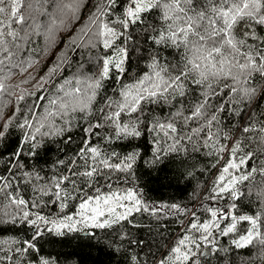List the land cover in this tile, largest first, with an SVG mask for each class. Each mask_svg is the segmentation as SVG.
Wrapping results in <instances>:
<instances>
[{
    "label": "snow or ice",
    "instance_id": "1",
    "mask_svg": "<svg viewBox=\"0 0 264 264\" xmlns=\"http://www.w3.org/2000/svg\"><path fill=\"white\" fill-rule=\"evenodd\" d=\"M85 3L0 0V264H264V0H90L9 83Z\"/></svg>",
    "mask_w": 264,
    "mask_h": 264
},
{
    "label": "trees",
    "instance_id": "2",
    "mask_svg": "<svg viewBox=\"0 0 264 264\" xmlns=\"http://www.w3.org/2000/svg\"><path fill=\"white\" fill-rule=\"evenodd\" d=\"M90 0H86L85 5L82 7L80 12V19L76 22L70 23V27L72 29L71 32L69 31H60L57 33V36L55 38L56 43L53 47L47 49V54H44L41 52V49H45V41L43 37H39L36 39V42L32 45V47H35L37 49L35 56L38 60V63L35 64V66L31 69H29L28 73H25L24 75H15L9 83L11 84H17L20 83L22 80L27 79L30 75L35 76L38 80L41 76H44L47 73L48 68L53 64L55 60V56L58 54V52L63 49L66 45V41L68 40V37L72 35L73 33L77 32L79 28L86 22L87 16L90 13V7H89ZM75 66L73 65L74 70ZM65 76L71 75V71L66 70L64 72ZM59 79V77L57 78ZM36 83L35 80L30 81L29 84L23 85L24 88L32 89V86ZM34 90V89H32ZM40 93H37V96H39ZM23 107V105H21ZM135 144H142L143 140L135 141ZM75 147V145L71 146ZM55 153H52L51 156L53 159H55ZM208 165V158L203 157L199 154H193L190 158L187 159V163L185 167L188 170H191L193 172V176L190 178V186L185 188L186 182L184 180L180 181V187H177L176 182L173 180L171 184L169 185L168 181H164V186L161 188L159 184H157L155 187L157 188V195H163L164 197H175L176 199H180L182 197L186 198L188 194L191 192L192 187H195L197 180L204 181L209 178V174L201 175V172L203 169H205ZM214 171V170H213ZM147 179V177H146ZM66 252H72V248H66L64 249ZM77 252L78 258L81 261V264H103V261L105 257L102 253H98L95 248H89V247H83V248H77L75 249ZM249 250L244 249L241 250L240 255H244ZM213 264H217L216 261H213Z\"/></svg>",
    "mask_w": 264,
    "mask_h": 264
}]
</instances>
